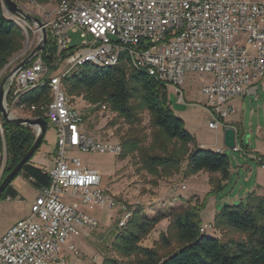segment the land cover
<instances>
[{"label":"built area","instance_id":"built-area-1","mask_svg":"<svg viewBox=\"0 0 264 264\" xmlns=\"http://www.w3.org/2000/svg\"><path fill=\"white\" fill-rule=\"evenodd\" d=\"M43 21L57 67L50 70L41 52L34 56L9 79L6 102L9 109L26 91L48 86L51 99L39 108L55 127L54 162L49 185L38 189L30 214L1 235L0 264H74L66 248L80 257L76 241L88 238L99 224L92 211L121 204L119 227L131 217L124 203L100 187L97 169L68 155L119 154L121 144L86 133L82 114L64 91V77L87 63L109 67L122 62L172 87L182 102L185 74L206 73L210 78L201 92L208 127L223 131L231 127L224 121L235 112L232 99L246 93L257 98L252 85L264 77V0H61ZM75 33L83 36L80 44L73 42ZM18 108L32 112L38 107ZM232 150L242 149L236 142ZM253 158L264 168V158ZM200 231L206 233L202 225Z\"/></svg>","mask_w":264,"mask_h":264},{"label":"trees","instance_id":"trees-1","mask_svg":"<svg viewBox=\"0 0 264 264\" xmlns=\"http://www.w3.org/2000/svg\"><path fill=\"white\" fill-rule=\"evenodd\" d=\"M32 1L45 5L52 0ZM23 40L22 29L5 15L3 0H0V71L22 48ZM40 56L50 70L56 69L57 66L53 64L54 47L50 39ZM62 85L68 97L82 96L90 104H106L130 125L140 124L141 113L148 112L153 127L150 145L142 147L144 137H125L121 141L120 159L137 151L143 169L153 175L164 176L176 172L181 162L187 160V167L182 171L183 177L199 171L218 173L219 178L214 179L216 182L210 179L213 188H221L222 182L229 178L231 160L228 155L198 146L190 147L193 137L184 127L183 119L170 108L167 102L168 88L147 73L130 69L122 62L109 67L87 63L64 77ZM50 99L49 88L45 85L20 95L16 106H37L31 113L34 117H43L47 129V117L39 106ZM6 100H10L9 92ZM0 123V145L4 139L6 148L4 177L32 145L35 130L28 125L7 122L1 115ZM239 146L244 149L242 142ZM32 157L15 178L22 175L38 189L48 186V170L31 163ZM17 195L18 192L10 183L0 195V200ZM126 206L132 212L131 217L114 235L110 243L113 254L105 255L102 264H264V196L255 192L249 193L245 202L223 205L212 222L216 230L242 234L243 238L240 239L223 240L222 237L202 233L199 206L191 205L189 201L187 205L171 206L153 217H147L140 206ZM164 217L169 219V225L160 234L159 240L168 244V235L172 234L179 247L176 251L161 254L156 246L145 247L140 242Z\"/></svg>","mask_w":264,"mask_h":264},{"label":"rangeland","instance_id":"rangeland-1","mask_svg":"<svg viewBox=\"0 0 264 264\" xmlns=\"http://www.w3.org/2000/svg\"><path fill=\"white\" fill-rule=\"evenodd\" d=\"M18 4L30 14H39L49 19L53 16V10L58 2L52 0L44 6H38L34 1L28 0L18 2ZM5 15L8 17L7 14ZM12 16L25 23L22 17L18 18L15 14ZM25 28L28 32L27 34L23 32L22 48L10 58L9 65L0 74V82L9 70L38 44L39 30L32 23L26 24ZM71 36L75 44H80L83 38L81 33L71 34ZM209 78L210 76L206 73L187 72L181 85L184 100L179 102L175 91L172 87H168L167 102L172 111L183 119L184 127L191 133L193 137V142L190 143L191 148L202 144L206 149L214 150L218 143L222 147V152L226 153L231 160L230 168L236 161L230 182L224 183L223 181L221 188H213L210 183V179L216 182V178H219L218 173L199 171L183 177L182 171L187 167V160L181 162L176 172L164 176L153 175L143 169L137 151L124 159H120L119 154L103 152L69 151L68 155L76 156L83 164L97 169L101 175L100 187L103 190L111 193L125 205L140 206L147 217L164 212L171 206L187 205L189 201L191 205L199 206L201 225L207 234L222 237L223 240L240 239L243 238L242 234L228 230H216L213 226L210 227V224L203 222H213L215 214L225 204L245 202L248 194L255 192L257 184L260 187L255 193L264 196V170L259 162L243 155L240 157V152L226 147L223 143L222 128L216 130L208 127L210 118L203 107L206 98L201 92V87ZM257 84L259 97L255 99L253 95H246L245 108L236 106L232 118L238 123L237 136L240 138L237 139L238 143L242 141L244 149L248 148L251 152L264 154V77L259 78ZM68 99L82 114L84 130L95 140L116 141L121 144L125 137H144L142 147L150 145L153 127L147 111L141 113L140 124L130 125L108 107L103 108L99 104H90L82 96L68 97ZM9 112L13 116L34 117L30 111L21 110L17 106L9 107ZM56 142L55 127L47 122L44 139L33 156V159H38L39 165L44 169L50 166ZM5 162L6 157L0 150V177L1 175L3 177ZM182 184L186 186L184 190L176 189ZM19 194L13 198L0 200V237L13 222L30 214L31 202L35 198L34 187L27 184L20 189ZM177 201L179 202L175 204ZM120 205L114 209L92 211L99 222L98 227L85 240L76 241V249H79L80 257H75L72 251L66 248L71 262L102 264L105 255L113 254L110 243L114 235L120 231L117 225L121 217ZM168 225L169 219L161 218L140 244L145 247L156 246L161 254L176 251L179 243L172 234L168 235V244L159 240L160 234L167 230Z\"/></svg>","mask_w":264,"mask_h":264},{"label":"water","instance_id":"water-1","mask_svg":"<svg viewBox=\"0 0 264 264\" xmlns=\"http://www.w3.org/2000/svg\"><path fill=\"white\" fill-rule=\"evenodd\" d=\"M3 9L4 13L8 14V18L13 20L22 30L23 32H28V30L21 25L18 24L17 20L12 16L16 15L18 18L22 17L27 25L32 23L41 33L38 44L29 51L9 72L2 78L0 82V115L1 117L10 123L28 125L34 128L35 130V139L29 149L25 152L23 157L18 161V163L2 178L0 177V195L3 193L4 189L8 184L15 178V176L20 171L21 167L32 157L35 151L41 145L45 130H46V121L43 117H33V118H25L20 116H13L9 109L7 108L6 102V85L12 75L20 68H22L25 64H27L34 56L38 55L42 52L44 46L47 43V28L45 26V22L38 16L30 14L22 9V7L14 0H3ZM20 16V17H19ZM9 63H7L5 67H7ZM3 69L0 71H3ZM0 131L2 133L1 123H0ZM237 142V134L236 130L233 127H226L223 131V143L226 147L230 149H234ZM3 143V156L6 157V148L4 139H2ZM3 174V173H2Z\"/></svg>","mask_w":264,"mask_h":264},{"label":"crops","instance_id":"crops-1","mask_svg":"<svg viewBox=\"0 0 264 264\" xmlns=\"http://www.w3.org/2000/svg\"><path fill=\"white\" fill-rule=\"evenodd\" d=\"M38 6H44V5H39V4H37ZM54 11V10H53ZM38 16L42 19V20H44L45 18L44 17H42V16H40L39 14H38ZM258 81V80H257ZM257 81H255L254 83H253V85H252V87L253 88H255L256 87V91H257V94H258V97H259V93H258V89H259V86H258V84H257ZM246 95H252L251 93H246V94H244V95H241V96H237V97H234L233 99H232V104H233V106H234V108H236V106H238V107H241V108H245V97H246ZM257 97V98H258ZM255 98V97H254ZM257 98H255V99H257ZM233 115V114H232ZM230 116L228 119H226L225 121H224V123H226L227 125H229V126H231V127H233L235 130H236V134L238 135V123L236 122V121H234L233 120V116ZM237 139H240L238 136H237ZM242 142V141H241ZM240 143V142H239ZM239 143H238V140H237V144L239 145ZM198 147H202V148H205L202 144L201 145H199ZM217 149H220L221 151H222V147L221 146H219V144L217 143V147L214 149L215 151L217 150ZM0 150L3 152V143L0 145ZM237 152H240L241 153V155H239L240 157L243 155V156H245L246 158H248V159H252V160H255L254 158H253V156H255V155H261V156H264V154H258V152H251V151H249V149L247 148V149H243V150H241V151H237ZM239 153V154H240ZM50 166H49V168L53 165V162H54V153H53V156L51 157V159H50ZM255 161H257V160H255ZM39 161H38V159H36V160H34L33 159V157H32V159H31V163H33L34 165H37V166H40L39 165V163H38ZM235 164H236V161H234L233 162V167L232 168H230V176H231V174H233L234 173V167H235ZM41 167V166H40ZM48 168V169H49ZM263 170H264V168L263 167H261ZM48 169H45V170H48ZM232 169V170H231ZM230 176H229V178L227 179V180H225L224 181V183L225 182H230ZM27 184H31L32 185V183H30V181L28 180V179H26L24 176H22V175H18L12 182H11V185H12V187L18 192V195H20L19 194V192H20V189H22V187L23 186H25V185H27ZM184 186V188L182 189L181 188V186ZM180 187H177L176 189H178L179 188V190H184L185 188H186V186L184 185V184H182ZM33 186V185H32ZM34 187V190H35V195H34V197H36V195H37V193H38V188H36L35 186H33ZM258 187H260V185L259 184H257V186H256V188H255V192H257V189H258ZM259 195V194H258ZM34 199L35 198H33L32 199V202L34 201ZM31 202V203H32ZM179 201H177V202H175V204L176 203H178ZM98 209H107L106 207H104V208H98ZM14 223V222H13ZM12 223V224H13ZM203 223H207V224H210V227L212 226V222H209V221H204ZM11 226V225H10Z\"/></svg>","mask_w":264,"mask_h":264},{"label":"bare ground","instance_id":"bare-ground-1","mask_svg":"<svg viewBox=\"0 0 264 264\" xmlns=\"http://www.w3.org/2000/svg\"><path fill=\"white\" fill-rule=\"evenodd\" d=\"M9 14H10V13H8L7 15H9ZM15 18H16V17H15ZM16 20H17V22H18L19 25H21L22 27H24V26L26 27V22L24 23V22H23L22 20H20V19H16ZM25 27H24V28H25Z\"/></svg>","mask_w":264,"mask_h":264}]
</instances>
